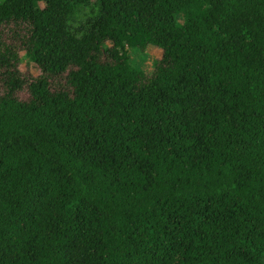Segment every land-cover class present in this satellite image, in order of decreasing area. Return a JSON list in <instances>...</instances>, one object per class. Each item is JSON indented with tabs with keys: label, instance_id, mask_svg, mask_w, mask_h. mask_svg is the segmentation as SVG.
Here are the masks:
<instances>
[{
	"label": "trees",
	"instance_id": "trees-1",
	"mask_svg": "<svg viewBox=\"0 0 264 264\" xmlns=\"http://www.w3.org/2000/svg\"><path fill=\"white\" fill-rule=\"evenodd\" d=\"M0 76V264H264V0H0Z\"/></svg>",
	"mask_w": 264,
	"mask_h": 264
},
{
	"label": "rangeland",
	"instance_id": "rangeland-1",
	"mask_svg": "<svg viewBox=\"0 0 264 264\" xmlns=\"http://www.w3.org/2000/svg\"><path fill=\"white\" fill-rule=\"evenodd\" d=\"M90 13V10L87 8H81L75 15L74 25L78 27L82 22L86 20ZM19 27L11 26L3 29L2 33L4 34V38L7 41H10L11 38H14L16 33H20ZM22 32V31H21ZM24 32L19 35L22 36ZM111 47V43L109 44ZM19 55L21 58V62L19 64L20 71L22 76L30 81L31 79L37 78L40 69L39 67L27 56V53L24 49H19ZM129 56L131 63L134 67L140 68L146 71L148 74H152L155 70V63L162 59V52L158 49H150L148 52L144 53L137 49H129ZM6 93V88L4 86V82L2 77L0 76V96ZM17 97L23 101H27L30 98V92L28 86H26L23 90L18 92Z\"/></svg>",
	"mask_w": 264,
	"mask_h": 264
}]
</instances>
